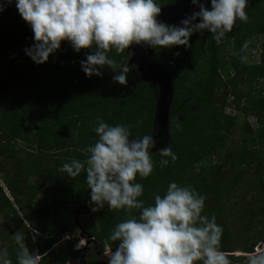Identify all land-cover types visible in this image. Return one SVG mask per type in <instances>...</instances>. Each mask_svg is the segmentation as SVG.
Listing matches in <instances>:
<instances>
[{"label": "trees", "instance_id": "obj_1", "mask_svg": "<svg viewBox=\"0 0 264 264\" xmlns=\"http://www.w3.org/2000/svg\"><path fill=\"white\" fill-rule=\"evenodd\" d=\"M185 2L156 0L162 8ZM207 4L210 8V0ZM246 12L248 22L238 20L219 45L205 31L191 36L190 48L153 49L155 62L172 79L168 146L178 159L173 163L166 158L169 164L161 168L162 157L152 155L154 171L146 179H136L142 181L144 192L139 199L145 206L154 204L155 195L163 196L170 182L194 187L206 197L203 214H215L223 227L221 248L228 253H249L264 244V0H248ZM0 26V174L6 177L10 194L7 197L0 186V248L6 247L12 264H17L18 246L13 235L21 231L30 250L44 254L41 264H73L82 258L85 264H107V260L98 259L107 247L115 249L118 242L109 238L115 225L130 215L138 217L139 210L129 214L108 208L95 214L93 220L100 222L101 229L83 227L85 235L94 238L97 245L96 253L88 258L89 249H76L78 233L68 217L83 205L82 198L88 193L86 172L71 179L60 168L73 159L87 158L84 149L98 139L94 131L98 118L110 126H138L140 138L154 135L150 127L159 86L143 81L132 67L127 85L114 82L115 73L107 68L101 69L102 77L89 78L80 64L87 50L77 53L66 41L46 63L34 64L23 72L8 54L34 34L20 16L15 0L0 13ZM258 37L260 43L253 44L261 46L254 52L260 61L247 66L241 61L242 56L248 57V48L242 51L243 45ZM230 45L233 51L226 60ZM129 53L125 50L110 55L118 63H127ZM160 57L170 63L160 61ZM10 81L22 90L14 93L13 99L4 100L10 92L5 89ZM219 88L224 89L221 96L216 95ZM229 108L236 111L234 116L227 114ZM146 112L152 115L143 118ZM250 117L259 123L257 130L246 122ZM243 120L245 125L240 126ZM87 123L93 124L92 129L85 130L90 128ZM63 126L70 127L72 134H68L73 137L59 135ZM236 131L243 132L241 141L235 140ZM20 140L29 141V148L21 146V152H27L24 158L15 145ZM162 141L166 143V137ZM68 150L76 153H69L68 158ZM214 156L221 158L220 164L212 163ZM7 157L13 160L8 165L4 163ZM43 173L50 176L46 186L40 180L31 182L32 177ZM77 182L84 189L74 192ZM57 193H66L70 199L57 201ZM26 224L33 226L35 241L29 237ZM65 234H73L75 239L60 243ZM230 259L233 264H244L245 257Z\"/></svg>", "mask_w": 264, "mask_h": 264}, {"label": "clouds", "instance_id": "obj_2", "mask_svg": "<svg viewBox=\"0 0 264 264\" xmlns=\"http://www.w3.org/2000/svg\"><path fill=\"white\" fill-rule=\"evenodd\" d=\"M12 3L0 0V13ZM191 3L199 10L186 14L175 25L158 19L162 7L156 0H15L20 16L34 34V43L25 52L36 64L46 63L66 41L77 53L87 50L80 64L89 78L102 77L101 69L107 68L115 73L113 81L121 85H127L132 66L118 63L111 53L129 50L134 56H144L142 48H190L191 36L205 31L219 45L238 20H249L248 0H210V8L207 0ZM249 43L245 42L242 51ZM151 58L155 62L154 52ZM246 60V56L241 57L242 62ZM130 127L110 126L98 118L94 129L98 139L84 149L87 158L73 159L60 168L71 179L86 172L93 211L105 205L129 214L139 210L138 217L130 215L115 225L109 238L118 243L114 250L103 253L107 264H233L230 253L221 248L223 227L215 214H203L206 197L194 187L170 182L163 196L155 195L154 204L145 206L139 199L144 189L135 181L137 176L146 179L154 171L152 149L159 133L133 138ZM90 129L92 124L85 130ZM158 154L161 168L169 164L166 158L173 163L178 159L170 146ZM13 239L18 246L17 264H41L44 254L31 251L21 231H16ZM0 264H12L6 247L0 248ZM244 264H264V250L245 253Z\"/></svg>", "mask_w": 264, "mask_h": 264}, {"label": "rangeland", "instance_id": "obj_3", "mask_svg": "<svg viewBox=\"0 0 264 264\" xmlns=\"http://www.w3.org/2000/svg\"><path fill=\"white\" fill-rule=\"evenodd\" d=\"M18 22V21H17ZM236 26V24L234 25V27ZM2 29V27L0 26V30ZM34 36V35H33ZM33 36L32 37H27L26 39H25V41H23L22 43H20V44H18L17 46H16V48L13 50V51H11V52H9V54H8V56L10 55V57H12L16 62H18V66H19V69L20 70H24L23 72H28L29 70H31V67L34 65V64H36L27 54H26V52H25V49L26 48H30V47H27V45L26 44H31V46L33 45V43H34V39H33ZM260 37H258V38H255V39H257V40H255V39H253L252 40V42H250L249 43V47H248V51H247V54H248V57H247V60H246V65L248 66V65H252V64H254V63H257V62H259L260 61V57H257V56H255L254 55V52H255V50H256V48H257V46L258 47H261L260 45H254L253 44V42L254 41H257L258 43H260V39H259ZM256 46V47H255ZM233 49V47H232V45H230V47L227 49L228 51L226 52V55H225V58H226V60L228 59V57L232 54V50ZM131 50V49H130ZM134 56V52L133 51H130V55H129V60L130 59H132V57ZM164 61L165 63L166 62H168V63H170V60H167L166 58L164 59V58H162V57H160V61ZM133 66L135 67V69H136V71L138 70V67L135 65V64H133ZM181 68H183L182 66H180ZM233 71V70H232ZM231 71V72H232ZM3 72H5V70H3V69H1V74H4ZM233 73V72H232ZM138 75L140 74V73H137ZM224 76H225V74H224ZM22 81H25L24 80V78H22ZM6 86V85H5ZM9 89L10 90V92L9 93H7V95H5L6 97H5V99L4 100H6V98H9V97H11L12 99H13V94L14 93H16V92H20V90H22V88L19 86V85H17V84H14V82H12V81H10L9 83H8V85L5 87V89ZM12 92V93H11ZM223 92H224V89L223 88H219L218 90H217V92H216V95L217 96H221L222 94H223ZM15 99V98H14ZM233 99H231V101H232ZM152 101H154V98L152 99ZM149 104V103H148ZM150 105V104H149ZM153 105H154V102H153ZM156 107H157V103H156V106H155V110H154V120H155V112H156ZM151 109V108H150ZM227 114H230L231 116H234L235 114H236V111L233 109V108H229V109H227ZM152 115V114H151ZM150 114L149 115H147V112L146 113H142V117L143 118H148V116L150 117L151 116ZM121 119H123V116H122V118ZM133 121L135 122V126L137 125V122L133 119ZM246 122L254 129V130H257L258 129V127H259V123L257 122V120H256V118H254V117H250V119H249V121H247L246 120ZM88 125L90 126L91 124H89L88 123ZM245 125V120H243V121H241V125L240 126H244ZM92 126H93V124H92ZM113 126V125H112ZM134 126V125H133ZM63 128H64V126H63ZM68 128H70V127H68ZM63 129V130H60V133H59V135L61 136V137H63V138H70V137H73L71 134V132L70 131H68L69 129ZM138 128V126L137 127H134V128H130V131H131V134H132V137L133 138H137V137H141L140 136V134H139V132H138V130H136ZM150 129H151V131H153L154 132V124L153 125H151V127H150ZM68 132H70L69 134H68ZM160 131L158 130V133H159ZM237 133L234 135V138H235V140H239V141H241V137H242V134H243V132H241V131H236ZM161 135H162V133H160ZM153 135V134H152ZM28 142L29 141H23V140H20V141H16V149H17V151H18V153L20 154V156L21 157H26V151H24V152H21V150H22V148H21V146H24V147H27V148H29V145H27L28 144ZM69 142H71V140H68L67 141V143H68V145L70 146V144L71 143H69ZM166 146H168V145H161L160 147H156V148H154V149H152V155H156V154H158V151L160 150V149H162V148H164V147H166ZM70 150V149H69ZM67 151V156H68V158H69V153H71V154H75L76 152L73 150V151ZM66 152V151H65ZM223 155H221V157H222ZM3 160H4V158H2ZM11 158H6L5 159V162L4 163H6L7 165L8 164H10L13 160L11 159ZM220 160H221V158H219V157H217V156H214L213 158H212V163H214V164H220L221 162H220ZM54 161V160H53ZM211 163V164H212ZM49 178H50V176H49V174L48 173H43V174H41L40 176H38V177H32V179H31V182H33V183H35L37 180L39 181H41V185L42 186H46V184H47V181L49 180ZM139 180V179H138ZM135 182H137V180L135 181ZM138 183H141L142 184V181L140 180V181H138ZM0 186L1 187H3L4 188V191H5V194L7 195V197H9L10 198V194L9 193H7V191H6V189H7V180H6V177L3 175V174H0ZM79 189H81V190H83L84 189V187H82V188H79V183L77 182L76 184H75V190L76 191H74V192H77V191H81V190H79ZM85 189L86 190H88L87 192V194L86 195H84V197L82 198V201H83V205L75 212V214H74V212L73 213H71L70 215H68V217H70L71 218V224H72V226L74 227V229L77 231V233H78V238H79V244L77 245V247L78 248H84V249H89L90 251H89V254H87V256H88V258L89 257H92L95 253H96V247H97V245H96V243L93 241L94 240V238H92V237H88L87 235H85V231H84V226L86 225L88 228H90V229H92V228H95V229H97V230H100L101 229V224H100V222H98V221H95V220H93V218H90L91 217V215L90 214H94V213H98V211H96V212H93L92 211V213H87V211H86V209H84L83 208V206H85V205H88L87 203H90V202H87V200L90 198V196H91V190L90 189H88V186H86L85 187ZM57 198H56V200L58 201L59 199L61 200V199H63L64 201H68L70 198L68 197V196H66V193H57V196H56ZM0 198H1V194H0ZM247 200H250V197L248 198L247 197ZM49 202H52L51 200L49 201ZM91 204V203H90ZM233 204V203H232ZM107 207V208H106ZM72 208H77L76 207V205H72ZM109 207L107 206V205H105V208H103L104 210L105 209H108ZM80 212V213H79ZM79 213V214H78ZM86 213V214H85ZM236 213H238V212H236ZM76 219H77V221H78V223L76 222ZM29 230H30V238L32 239V240H36V238H35V236L33 235V226H30V228H28ZM75 239V237H74V235L73 234H65L63 237H62V239H61V241H60V243H63V242H66V240L67 241H69V240H74ZM82 240H84V241H82ZM85 243V244H84ZM83 244V245H82ZM81 245V246H80ZM257 249H261V250H264V244H260L258 247H257ZM257 249H255V250H257ZM110 250H112V248L111 247H107L106 249H105V253H108ZM34 252H36V249L34 250ZM230 256H235V258L236 257H239V256H244L245 257V253H241V252H235V253H230ZM98 260H100V261H104V260H107V257H106V255H102V256H100L99 257V259ZM73 264H85V258L83 259H79V260H77V261H75Z\"/></svg>", "mask_w": 264, "mask_h": 264}, {"label": "water", "instance_id": "obj_4", "mask_svg": "<svg viewBox=\"0 0 264 264\" xmlns=\"http://www.w3.org/2000/svg\"><path fill=\"white\" fill-rule=\"evenodd\" d=\"M203 3L204 0H201ZM199 8L191 3V0H186L182 6H170L162 8V13L158 17L163 22L168 24L179 25L180 21L185 18L186 14L193 11H198ZM138 47V46H137ZM145 50L144 56L135 55L130 61L129 66L135 64L138 67L139 77L143 81L153 82L159 86L160 96L155 112L154 129L159 132L158 137L165 136L166 144L170 141V111L173 103V84L171 76L161 66L152 61L153 51L151 48H142ZM162 133V135L160 134Z\"/></svg>", "mask_w": 264, "mask_h": 264}, {"label": "flooded vegetation", "instance_id": "obj_5", "mask_svg": "<svg viewBox=\"0 0 264 264\" xmlns=\"http://www.w3.org/2000/svg\"><path fill=\"white\" fill-rule=\"evenodd\" d=\"M133 59V58H132ZM132 59H130L129 60V58H128V61H127V64L129 65V63H130V61L132 60ZM132 68H133V70L136 72V69H135V67L132 65ZM164 137H162V138H158L157 137V145H156V147H160L161 145H163L164 144V142L162 141V139H163ZM165 145V144H164ZM93 207H95L94 205H92V204H88V205H85V206H83V208L84 209H86V211H87V213H92V211H93ZM105 208V207H104ZM107 208V207H106ZM104 209L102 208V209H99V211H98V213H101V211H103ZM93 212H96V211H93ZM80 213V212H79ZM78 213V214H79ZM86 214V213H85ZM95 214H97V213H94V214H90L91 215V217L90 218H94L95 217ZM79 221V220H78ZM78 221H77V219H76V222L78 223Z\"/></svg>", "mask_w": 264, "mask_h": 264}, {"label": "built area", "instance_id": "obj_6", "mask_svg": "<svg viewBox=\"0 0 264 264\" xmlns=\"http://www.w3.org/2000/svg\"><path fill=\"white\" fill-rule=\"evenodd\" d=\"M6 191H7V193H9L7 189H6ZM26 226H27V228H30V225L29 224H26Z\"/></svg>", "mask_w": 264, "mask_h": 264}, {"label": "bare ground", "instance_id": "obj_7", "mask_svg": "<svg viewBox=\"0 0 264 264\" xmlns=\"http://www.w3.org/2000/svg\"><path fill=\"white\" fill-rule=\"evenodd\" d=\"M82 241H84V240H82ZM85 244V243H84ZM83 245V244H82ZM81 246V245H80Z\"/></svg>", "mask_w": 264, "mask_h": 264}]
</instances>
